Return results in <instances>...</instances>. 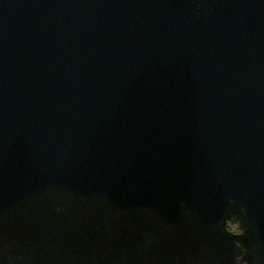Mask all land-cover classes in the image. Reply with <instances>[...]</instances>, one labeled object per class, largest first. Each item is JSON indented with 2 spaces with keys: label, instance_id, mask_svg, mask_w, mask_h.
I'll return each mask as SVG.
<instances>
[{
  "label": "water",
  "instance_id": "water-1",
  "mask_svg": "<svg viewBox=\"0 0 264 264\" xmlns=\"http://www.w3.org/2000/svg\"><path fill=\"white\" fill-rule=\"evenodd\" d=\"M50 188L264 254V0H0V216Z\"/></svg>",
  "mask_w": 264,
  "mask_h": 264
},
{
  "label": "trees",
  "instance_id": "trees-1",
  "mask_svg": "<svg viewBox=\"0 0 264 264\" xmlns=\"http://www.w3.org/2000/svg\"><path fill=\"white\" fill-rule=\"evenodd\" d=\"M103 208L105 207L100 198H81L68 192L57 190L56 188H50L36 197L28 198L19 206L0 217V261L1 259L2 261L9 259V257L14 258L18 254L23 256L24 251L28 247L31 249V246L35 244L32 240L35 239L34 234L38 229L44 228L43 230H46L45 233L49 232L45 229V224L50 222L55 223L56 229L60 233V237H58L53 232L54 235L50 237L54 239L53 241L50 240L53 243L52 245L60 247L63 251V253L60 252L62 255L65 254L66 251L64 249H67L68 246H72V248L74 247V251L76 250L72 255L71 253L68 254V257L63 256L59 264H118L120 259L118 248L122 246V241L127 238V236L122 234L121 230L126 227L127 230L133 233L135 230L139 231L143 227H146L147 224L141 225L138 221L135 223L129 222V224L124 223L123 219L126 216L130 220H138L135 211L121 212L105 208L106 212H103ZM142 213L148 215L150 219L156 218L145 211ZM111 218L114 220L112 221ZM77 220L81 221L80 228ZM104 222L108 225L109 237L98 228L100 224L104 225ZM196 224L198 225L199 223L197 222ZM220 224L225 227V230L223 229L222 231L223 234L221 232L220 236L223 239L222 242H230L234 237L236 238L239 235L242 247H249L247 237L251 241L258 243L257 235L246 222L240 205L232 204ZM197 225L191 228L185 224H181L171 229L168 228L163 234L156 233V237L154 238L150 237L149 240L153 244L157 242L160 244V251L164 253L165 258H160L159 264H192L198 260L199 264H209V261L203 259V256H201L203 248H208L207 250H209L210 254L216 255L221 260L224 259L225 253L222 252L223 250L218 249L217 253L214 249L216 246L213 242L218 243L219 240H209L202 236V234H198L200 231L206 232V230ZM160 227L166 228L167 226L163 227V224H161ZM81 230L90 234L88 237L91 238L85 237L81 233ZM64 234L67 235L66 238H64ZM73 236L79 237L78 240L71 238ZM172 236L175 237V240H173ZM58 238L59 240H56ZM177 239L185 241V246H178L177 244L180 242ZM126 245L121 254L132 258V255L129 254L131 244L127 243ZM187 245H189V251H192V254H197L199 258H190L184 253L188 252ZM115 250L118 251L115 253ZM131 258L127 259L128 263H131ZM31 260H28L30 264H51L58 261L54 257H51V261H48L47 254L38 245L33 250ZM156 262L158 261L156 260Z\"/></svg>",
  "mask_w": 264,
  "mask_h": 264
},
{
  "label": "rangeland",
  "instance_id": "rangeland-1",
  "mask_svg": "<svg viewBox=\"0 0 264 264\" xmlns=\"http://www.w3.org/2000/svg\"><path fill=\"white\" fill-rule=\"evenodd\" d=\"M91 198H94V199L100 198L106 209L110 208V209L121 211V212L135 211L136 212L135 215H136V218H138V220H135V219L130 220V218H128L126 216L123 219L124 223L129 224V222L135 223L136 221H138V223L140 222L141 225L147 224L146 227H143L139 231L135 230V232H133V233H131V231L127 230L126 227L123 230H121L120 229L121 225L119 226V229L121 230L122 234H124V236H127V238L124 241H122V243H121L122 246H120L118 248L119 251L115 250V253L117 251L119 252V258L120 259L118 261V264H159V262H160L159 259L165 258L163 255L164 253H161L162 251H160V244L157 241H156L157 243L153 244L152 241L149 240L150 237L154 238V237H156V233H162L163 234L164 232H166L168 230V228L171 229L172 227H177V226H180L181 224H183V225L185 224L187 227H191V228H193L197 225L196 224L197 223L196 216L190 212H184L182 214V217L180 218V220L178 222L173 223V224H169L150 210L140 209V208H134L131 210H122V209H119V208H116V207L110 205L102 197H90V199ZM87 199H89V198H87ZM105 208H103V212H106L104 210ZM143 211L152 214L156 218L150 219L148 215H145L144 213H142ZM111 220L113 221L114 219L111 218ZM77 224H79V228H80L81 221L77 220ZM161 224H163V227H166V226L167 227L161 228L160 227ZM45 225H46L45 229H47L49 232L45 233L46 230H43L44 228L38 229L37 232L34 234L35 239L32 240L35 244L31 246V249H29V247H28L24 251V253L22 254L23 256L18 254L14 258L9 257V259H5L3 261L1 259L0 264H30L29 261H32L31 259H32V255H33V250L37 245L40 248H42L43 251H45V253L47 254V260L48 261H51V257H54L56 260H58V261H55L51 264H56V263L59 264V261L62 260L63 256L68 257V254L71 253V255H72L76 251V250L74 251V247L72 248V246L71 247L68 246L67 249H64V251H66L65 254L62 255L61 254V253H63L62 249L60 247H56L55 245H52L53 244L52 241L54 239L50 238L54 235L53 232H55L56 236L60 237V233L56 229L55 223L48 222V224H45ZM107 226L108 225H106V222H104V225L100 224L98 228L103 234H105L107 237H109L110 232L108 231L109 228H107ZM199 227L204 228L201 225H199ZM213 227H217V228H213ZM213 227L204 228L207 233L200 231V233H198V234H202V236H204L205 238H208L209 240L210 239H213L215 241L219 240L218 243L213 242V244L216 246V247H214V249L216 250V252L218 249L223 250L222 252L225 254H224V259L221 260L216 255L210 254L209 250H207L208 248H203L201 256H203L202 257L203 259L208 260L209 264H264V254L262 253L261 250L259 252L260 246L258 245V243L251 241L250 238L247 237L249 240V247H242L241 246V237L239 238V235L236 238L234 237L233 240L230 242L229 241L228 242H222L223 239L220 236H221V232L223 231V229L225 230V227L221 226V224H218V225L213 226ZM153 232H154V234H153ZM81 233L85 237L90 236V234H88L87 232H85L83 230H81ZM68 234H71V233H68ZM195 234L198 235L197 233H195ZM222 234H223V232H222ZM63 236H64V238L67 237V235H65V234ZM71 238L78 240L79 237L73 236ZM90 238L91 237H88V239H90ZM157 238H159V237L157 236ZM172 238H173V240H175V237L172 236ZM50 240H52V241H50ZM56 240H59V238ZM108 240H109V238H108ZM139 240H141V241H139ZM159 240H161V239L159 238ZM177 241L180 242L179 244H177L178 246L180 245L181 247H183L186 244L185 241H183V240L177 239ZM47 242H49V243H47ZM127 243L131 244L129 254L132 255V258L128 257L125 254H121L122 253L121 251L124 249L125 246H127L126 245ZM170 246H171V244H170ZM186 248H187V251L189 253L188 252H184V253H186L190 258H194V259L199 258V257H197V254H192V251H189V249H190L189 245H187ZM128 258H131L132 261L134 260V262L131 261V263H128V261H127ZM156 260L158 262H156ZM198 261H194V263H192V264H199ZM202 264H204V263H202Z\"/></svg>",
  "mask_w": 264,
  "mask_h": 264
},
{
  "label": "bare ground",
  "instance_id": "bare-ground-1",
  "mask_svg": "<svg viewBox=\"0 0 264 264\" xmlns=\"http://www.w3.org/2000/svg\"><path fill=\"white\" fill-rule=\"evenodd\" d=\"M234 204H237V203H234ZM239 205V204H238ZM250 227V226H249ZM256 234V233H255ZM258 245H259V240H258ZM260 246V245H259Z\"/></svg>",
  "mask_w": 264,
  "mask_h": 264
}]
</instances>
